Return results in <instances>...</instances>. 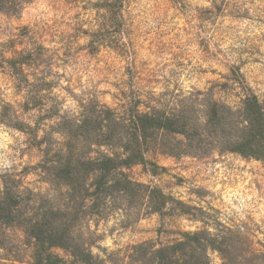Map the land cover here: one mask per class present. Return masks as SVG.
<instances>
[{
	"label": "rangeland",
	"instance_id": "rangeland-1",
	"mask_svg": "<svg viewBox=\"0 0 264 264\" xmlns=\"http://www.w3.org/2000/svg\"><path fill=\"white\" fill-rule=\"evenodd\" d=\"M5 6L0 181L12 176L34 193H48L35 168L40 140L97 103L123 110L137 97L172 99L212 86L230 100L245 84L264 99V0H8ZM125 171L187 205L136 222H125L115 206L95 208L89 223L96 234L84 236L94 252L173 242L207 224L221 236L232 233L225 226L243 225L255 246H264V162L232 152H149ZM16 234L0 229V264H33L28 241ZM54 252L68 256L62 248ZM209 254L213 264L222 263L218 251Z\"/></svg>",
	"mask_w": 264,
	"mask_h": 264
},
{
	"label": "trees",
	"instance_id": "trees-1",
	"mask_svg": "<svg viewBox=\"0 0 264 264\" xmlns=\"http://www.w3.org/2000/svg\"><path fill=\"white\" fill-rule=\"evenodd\" d=\"M6 3L0 0V8ZM140 99L129 100L123 110L94 104L43 137L35 168L50 189L34 193L12 176L2 178L3 234L23 233L33 264H213L210 249L220 253L221 264H264V246L257 248L243 225L225 226L233 234L223 236L211 234L216 227L207 224V230L181 232L173 242L150 239L93 251L84 236L96 234L89 223L95 208L115 206L125 222H136L166 209L175 212V205L186 207L126 173L149 152L174 157L232 152L264 162V99L246 84L230 100L213 86L172 99ZM58 248L68 256L57 255Z\"/></svg>",
	"mask_w": 264,
	"mask_h": 264
}]
</instances>
